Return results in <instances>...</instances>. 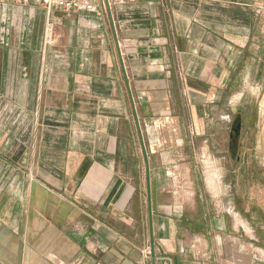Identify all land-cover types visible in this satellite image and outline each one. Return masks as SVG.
<instances>
[{"label":"crops","instance_id":"1","mask_svg":"<svg viewBox=\"0 0 264 264\" xmlns=\"http://www.w3.org/2000/svg\"><path fill=\"white\" fill-rule=\"evenodd\" d=\"M95 3L0 4V264H152L137 119L156 264H264V0Z\"/></svg>","mask_w":264,"mask_h":264},{"label":"built area","instance_id":"2","mask_svg":"<svg viewBox=\"0 0 264 264\" xmlns=\"http://www.w3.org/2000/svg\"><path fill=\"white\" fill-rule=\"evenodd\" d=\"M14 2L20 5H39L50 15L59 10L66 13L95 12V0H0V4Z\"/></svg>","mask_w":264,"mask_h":264},{"label":"water","instance_id":"3","mask_svg":"<svg viewBox=\"0 0 264 264\" xmlns=\"http://www.w3.org/2000/svg\"><path fill=\"white\" fill-rule=\"evenodd\" d=\"M106 4L109 8V0H106ZM113 27H114V23H113ZM115 35H116V31H115ZM117 39V37H116ZM118 43V40H117ZM118 48H119V52H120V46L118 43ZM123 68H124V64H123ZM125 70V68H124ZM133 105H134V101L132 99ZM136 114V112H135ZM137 126H138V133H139V137H140V142H141V146H142V151H143V155L145 158V163H146V180H147V187H148V200H149V213H150V225H151V256H152V264H156L155 262V254H154V239H153V229H152V205H151V191H150V169H149V160H148V155H147V151H146V146L144 143V139H143V134L140 128V124L138 122L137 119Z\"/></svg>","mask_w":264,"mask_h":264},{"label":"rangeland","instance_id":"4","mask_svg":"<svg viewBox=\"0 0 264 264\" xmlns=\"http://www.w3.org/2000/svg\"><path fill=\"white\" fill-rule=\"evenodd\" d=\"M51 16H52V15H51ZM51 16H50V18H51ZM237 98H238V97H237ZM237 98H236V99H237ZM236 99H235V100H236ZM230 108H231V110H234V109H235L234 107H230ZM234 112H235V111H234ZM235 113H236V112H235ZM252 117H253V115H252ZM227 120H228V119H227ZM231 120H233V122H234V121H235V120H234V117H233V118L231 117ZM234 125H235V127H238V123H237V121H236V123H234ZM211 187H212V189L214 188L213 185H211ZM148 253H149V254H148ZM149 255H150V252H149V250H148V252H146V256L150 257Z\"/></svg>","mask_w":264,"mask_h":264},{"label":"flooded vegetation","instance_id":"5","mask_svg":"<svg viewBox=\"0 0 264 264\" xmlns=\"http://www.w3.org/2000/svg\"><path fill=\"white\" fill-rule=\"evenodd\" d=\"M238 134H239V128L238 127H233L232 130H231V137H234L235 135H238Z\"/></svg>","mask_w":264,"mask_h":264}]
</instances>
